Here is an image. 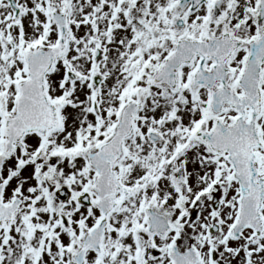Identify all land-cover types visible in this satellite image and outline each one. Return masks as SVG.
Instances as JSON below:
<instances>
[{"label":"snow or ice","instance_id":"snow-or-ice-1","mask_svg":"<svg viewBox=\"0 0 264 264\" xmlns=\"http://www.w3.org/2000/svg\"><path fill=\"white\" fill-rule=\"evenodd\" d=\"M0 264H264V0H0Z\"/></svg>","mask_w":264,"mask_h":264}]
</instances>
